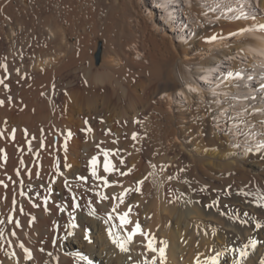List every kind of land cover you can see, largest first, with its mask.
Instances as JSON below:
<instances>
[{"label":"rangeland","instance_id":"obj_1","mask_svg":"<svg viewBox=\"0 0 264 264\" xmlns=\"http://www.w3.org/2000/svg\"><path fill=\"white\" fill-rule=\"evenodd\" d=\"M28 1L23 0L24 3ZM222 1H228L229 4L221 2L227 5L222 7L220 0H168L166 6L170 9V16L167 18L158 0H110V38H107L108 41L100 36L95 38L96 45L92 52L94 67L99 66L105 57L114 66L110 68V72L114 73L110 85L112 82L117 92L114 95L110 92V104L105 108L99 106L91 109L87 105L79 106L70 101L69 89L64 86L65 74L56 76L52 85L42 77H37L39 81L34 74L21 69L29 63L30 58L16 54L8 56L6 60L15 63L18 70L13 74L4 69L0 72V81H3L0 83V87L3 86L0 95L3 98L1 100H8L16 112L26 109L25 121L11 119L9 122L16 128L15 137L20 139L15 147L19 154L51 149L52 140L48 137L46 127L51 122V111L57 110L62 136L58 155L62 162L55 172L62 177L48 190L53 196L63 199L61 204L64 208L74 206L73 202L75 206L79 203L87 204L88 212L106 221L105 225L112 233L123 230L119 217L127 213L129 223L137 219L140 226L138 233L143 232L127 242H135L136 239L135 244L145 247L144 252L152 255L154 251L148 247L149 243L155 248L156 240L164 244L170 240V236L151 233L146 220L160 217L168 222L178 217L184 221L179 237L182 246L201 247L214 240L218 245L215 255L220 254L218 264H223L221 254L224 259L228 257L237 264H264V165L261 164H264V70L257 63L254 64L252 53L241 45L245 39L256 40V37L264 36V30L260 28L264 25V8L261 0ZM235 1L238 4L246 3V6L239 7ZM53 13L43 12V20ZM33 15L31 11L28 16ZM64 15L81 28L91 23V16L86 12L69 11ZM67 22L63 23L65 27ZM241 25L254 30L240 32ZM40 37V31L36 32L32 25H23L15 33L18 48L26 46L29 55L42 54V51L36 49ZM162 38L169 41L165 44ZM191 41L195 46L184 54L182 46ZM105 45L110 47L109 55L105 53ZM207 63L211 64L213 72L208 78H202L209 67ZM175 67H179L185 73L184 76L193 81L185 85L188 93H181L183 96L179 94L180 90L158 91V88L167 87L176 79L173 76ZM143 71H155L158 74V77H153L150 87H145L148 80ZM68 79L74 80L71 76ZM48 113L49 117H46ZM181 133L192 134L187 140L189 143L195 139L202 142L206 150L220 151L217 157L220 160L214 156L204 157V160L197 158L185 146ZM10 136L13 137V134ZM228 149L232 150L231 153L224 152ZM74 152L94 154L96 163L82 159L76 164L71 157ZM106 154L110 155L109 161L98 160V157ZM225 154L229 160H239L240 163L228 166ZM248 160L260 162L263 167L261 175L255 170H249V166L243 162ZM106 162L112 165L110 171L104 170ZM73 167L78 169V176L75 173L70 177L66 171ZM205 213L214 214L221 221H233L234 235L220 238L222 242L217 243L213 236L217 230L214 225H202L196 221L205 217ZM186 221L189 222L188 226ZM71 224L75 225V221ZM241 226L247 228L243 231ZM128 227L131 228V225ZM160 227L157 226L156 230H160ZM82 228L85 233L91 231L89 224ZM164 228H169V225L166 224ZM187 229L195 233L189 234ZM253 239L256 241L254 248L249 244ZM246 245L248 247L245 249ZM168 247L170 244L165 248ZM241 249L248 252L246 258L240 257ZM201 255L198 254V258ZM201 260L207 263L209 259Z\"/></svg>","mask_w":264,"mask_h":264},{"label":"bare ground","instance_id":"obj_2","mask_svg":"<svg viewBox=\"0 0 264 264\" xmlns=\"http://www.w3.org/2000/svg\"><path fill=\"white\" fill-rule=\"evenodd\" d=\"M236 1H239V0H236ZM236 1H235V4L238 5L239 7L246 6V3L238 4V2ZM158 2H159V5H161L166 11L167 18H168L170 16L168 14L170 12V9L166 6L168 0H158ZM221 2L228 3V1L220 0V3ZM221 5L222 7L227 6L226 4L223 5L222 3ZM261 5L264 8V0H261ZM31 11L35 15V17L34 15L32 17L28 16ZM46 11L55 12V13L47 16L43 20L42 13ZM69 11H72L74 13L81 11V12H86L90 14L91 23L87 25H83L82 28L79 27L77 23L75 24L74 22L69 20L67 16L64 15V13L69 12ZM66 20L69 23L67 22V26L65 27L63 23ZM23 25L24 26L27 25L28 27L29 25H32V27L35 29L36 32L37 30L40 31L41 37L38 39L39 41H38V44H36L37 45L36 49L38 51L39 50L42 51L41 52L42 54L36 56V54L34 55L32 53L31 55H29L27 48L24 45L22 46V48H18L17 43L15 41V33ZM240 28H241L240 32L246 31V30L249 32L251 29H253L252 27H247L245 25H241ZM259 33H263V32H259ZM252 34H255V33H252ZM99 36L104 37L106 39L110 38V0H29L28 3H24L23 0H0V72L2 71V69H4L5 71L13 74L16 70H18L16 66L14 65L15 63L13 64L11 62H7L6 58L8 56H12L16 54L17 56L23 55L25 56L24 58L28 57L30 58V61L29 63H26V64L24 63L25 66L21 68L22 71H26L28 73L34 74L36 79L37 77L38 78L42 77L49 85L53 84L52 82L54 81L56 76L58 75L63 76V74H65L64 79L66 82L64 86L65 88L67 87L69 89V98L71 99L70 101H73L75 104L79 106L87 105L89 108L91 107L98 108L99 106H102L103 108H105L106 106H108V104H110V98H111L110 96L113 93L117 92L115 85H113L112 82L110 85V81H111L110 78L114 79V73L110 72V68L114 66L110 64V60H107V58L105 57L99 66L94 67L93 65L92 52L95 49V45H96L97 39L95 38ZM252 37H255V36H252ZM167 40L162 38V42L165 44L167 43ZM106 45L104 46L105 47L104 50H105L106 55H109L110 44L109 46H106ZM241 45L246 46V51L252 53V55L254 56L253 58L254 64L257 63L256 65L259 68H262L264 70V36L256 37V40L245 39L241 43ZM193 46L195 45L191 41L188 44L183 45L181 50L184 54H187L189 53V51L192 50ZM164 49H167V48H164ZM163 50L161 52L165 53V51ZM161 52L159 53L161 54ZM4 61H6V63ZM3 62H4V65H2ZM210 65L211 64L207 63V66L209 67L206 68L207 70L205 69L206 71L202 78H208L211 72H213ZM173 70H174L173 76L176 79L172 82V84L168 85L167 87L158 88V91L161 92L165 89H170L171 91L177 92L178 90H180V93H179L180 95H182L181 93L185 94L188 91V88L186 89L185 85L193 81L191 80V78L184 76L185 73L183 74L182 70H180L179 67L178 68L175 67ZM143 72H145L146 79L148 80V83L145 84V87L147 88L150 85L151 81L153 80V77H158V74L155 71H148V72L143 71ZM262 73L264 72L262 71ZM69 76H71L74 80H70L71 78L68 79ZM75 79H77V82H74ZM195 83L196 81H194L193 84ZM110 92H112V94H110ZM1 96L2 95H0V101H2L1 99H3L1 98ZM139 98H141L140 95H139ZM136 101H139V99ZM25 110L26 109L16 112L15 107H13V105L10 104L8 100L3 102L2 105H0V264H197V261H199L200 264H207L205 263V261L202 262L201 259L202 258L209 259L213 254L215 255L216 251H218V247H217L218 245L216 246V243H215L216 241L214 242V240L212 241L211 239H210L211 242H208L209 245H206L207 243H205L201 247H197V246L195 247V245H192V246L183 245L182 246V241L180 240L179 237L181 233L180 227L184 224V221L178 217L172 218L168 222L166 221V219L164 218L162 219L160 217L154 218L151 220L149 219V221L146 220V222H148L147 223L148 225L146 223L145 224L146 226L150 227L151 233H154V232L155 234L163 233L167 236H170L169 238L170 240L168 239L169 241H166L164 244L161 242V240H156L158 246L156 245V247L154 248L156 250L153 252V255L151 253L147 254L146 252H144L145 250L144 246H146L145 244L144 246L142 245L144 248H142L138 244H135V242L137 243L136 239H135V242L133 241L134 243L132 241L127 242L128 239L126 238L130 234H131V238L133 239L135 235L143 233V232L138 233L135 231V229H133L137 225V219L133 220L130 223H127L126 225L123 224V230L121 231L116 230V232L113 233L114 236L119 237L121 241H125L127 243L126 247L128 251H121L120 248L112 242V239H110L109 237L110 230L105 225L106 221L103 222L102 219H97L91 213H89L87 204L85 205L84 203H79L77 201V203H79L78 206H75V202H73L74 206L68 205L67 208H64V205H62L63 199L53 196L50 193V190H48V188L51 187V185H54L56 182L61 180L60 178L62 177V176L61 177L58 176V174H56L55 172V169H57V167L59 168L61 166L60 162H62L60 161V158L58 155V149L60 147L62 136L60 132L61 131L60 123L58 121V117H57L58 113L56 109L54 111H51V116H52L51 122L49 123V125L46 124L48 126L46 127L47 131L45 130L48 134V137H50L49 139L52 140V141L49 140L52 143L51 149L46 150V151L42 150L39 153H31L29 151H27L26 153L24 152V154H19V152L17 153L16 151L17 148L15 149V147L20 143V139L15 137L16 132L14 134V131L16 130V128L14 125H10L9 122H11L10 121L11 119L12 120L16 119L18 122H22L21 120H24V119L26 120L27 113ZM42 115L43 114H41V116ZM46 117H49V113L47 114ZM71 118L73 117L71 116ZM15 124H18V123H15ZM10 134H13V137H11ZM101 135L102 134H100V136ZM181 135L183 137V142L185 143V146H187L190 152H192V154H194L199 159H203L204 157H213V156L217 158L219 154H221L220 151L206 150L204 146L202 145V142H198L195 139H193L190 143L187 142V140L190 137H192V134L189 135L188 133L187 134L181 133ZM107 138H108V135H107ZM230 151L232 150L228 149L227 151H224V152L231 153ZM224 152L222 151V153ZM91 153L82 154V153L74 152L73 155L71 154L72 155L71 157L73 159V162L77 164L82 159H86L88 161L93 160L95 155ZM227 156L228 155L225 154V158L227 159L225 161L228 164V166H231L232 164H235V163L237 164L240 163L239 160L238 161L229 160ZM220 158H222V156ZM109 159H110V155H107V154L98 157V160L102 162H105L107 160L109 161ZM217 159L220 160L219 158ZM243 162L249 166V170H255L257 173H260L259 175H261L262 168H263L261 164L264 165L263 163L259 164L260 162L258 163L256 162V160L255 161L248 160V161H243ZM243 166H246V165H243ZM225 168L227 170V167ZM77 171L78 169L73 167L69 169L68 171H66V173L70 177H72L75 175V173L77 175ZM205 176H208V175L206 174ZM114 187L116 186L114 185ZM118 187L120 186L118 185ZM141 204H143L142 201H141ZM66 210H69L68 213H65ZM194 213H192V215ZM205 214L206 216L203 217L205 219L202 218L200 219V221L199 220H196V221L202 225H207V226L210 224L214 225V229H217V230L216 232H214L215 234H213V236L215 235V239L217 240V243L218 241L220 243L222 242L220 238L234 235L235 227L233 225V221L231 220L221 221L218 218H215V216H213L214 214L213 215L211 213L210 214L205 213ZM144 215H146V213H144ZM73 220L75 221V225L71 224ZM187 221H186V226H188L189 224V222ZM85 224H89L91 227V231L89 233H85V230H83L82 228ZM166 224L169 225V228L167 229L164 228ZM128 225H131V228H129ZM157 226H161L160 230H156ZM172 227H173V230H172ZM244 228H247V227L241 226L242 230ZM187 233L192 234L193 231L189 229ZM245 234L247 235V233ZM238 235H239V231H238ZM167 236L166 237L164 236V238H167ZM140 238H141V235H140ZM200 238H197V239L191 238L190 240H194V239L198 240ZM245 239L248 240V238H245ZM205 240L207 241V239H202V241L204 242ZM226 242H228V240H226ZM166 243H168L167 244L168 246L170 244V247H168L169 249L165 248L167 246ZM160 249L164 250L163 256H161V253L159 251ZM200 253H202L203 255H201V257L198 258V254ZM220 258H222L223 264H237V263H234L236 261H233L229 259L228 257L224 259V257H222V254ZM259 263L261 264L263 262H259ZM253 264H255V262Z\"/></svg>","mask_w":264,"mask_h":264},{"label":"snow or ice","instance_id":"obj_3","mask_svg":"<svg viewBox=\"0 0 264 264\" xmlns=\"http://www.w3.org/2000/svg\"><path fill=\"white\" fill-rule=\"evenodd\" d=\"M260 28H261V30H264V25H261ZM0 83H3V81H0ZM2 104H3V101H0V105H2ZM135 138H136L135 135H133V139H135ZM92 163H93V164L96 163L95 158H93ZM111 168H112V165L110 164V162H106V163H105V166H104V170H105V171H110ZM93 175H95V171H93ZM139 183H142V181L139 182ZM137 190H139V189H137ZM121 202H123L122 199H121ZM113 211H115V209H113ZM119 219L121 220L122 225H123V224H127V223H129V221H128V219H127V213H125L124 215L120 216ZM257 227H259V225H257ZM135 231H136V232H139V231H140V226H139V224L136 225V227H135ZM109 237H110V239H112V242H113L114 244H116V245L120 248L121 251H128L127 247L125 246V245H126V242H125V241H121V240L119 239V237L114 236V234H113L111 231H109ZM128 240H131V234L128 236ZM249 244H250L251 247L254 248L255 245H256V241H255V240H251V241L249 242ZM148 247H149L150 249H152L153 251L156 250V249L152 248V244H151V243H149ZM247 247H248V246L246 245V246H245V249H246ZM245 249H241V250H239V255H240L241 258H246V257L248 256V252H247ZM159 251H160V253H161V256H163V251H164V250H163V249H160ZM219 255H220V254L217 253L215 256L210 257L209 260H208V262H207V264H218V256H219ZM197 264H200V262L197 261Z\"/></svg>","mask_w":264,"mask_h":264}]
</instances>
